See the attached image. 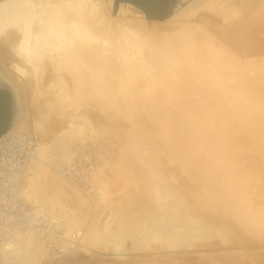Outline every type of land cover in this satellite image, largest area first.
Returning <instances> with one entry per match:
<instances>
[{
  "label": "bare ground",
  "instance_id": "6f19581e",
  "mask_svg": "<svg viewBox=\"0 0 264 264\" xmlns=\"http://www.w3.org/2000/svg\"><path fill=\"white\" fill-rule=\"evenodd\" d=\"M114 11L112 0H0V75L18 105L8 136L46 135L37 153L46 146L51 167L109 120L127 151L128 166L109 157L90 177L101 198L112 183L121 196L106 201L100 235L72 214L88 203L61 173L24 181L31 204L76 229L60 262L264 264V0H192L162 22L130 2ZM27 232L8 241L12 263L41 261V236ZM107 236L109 253L90 246Z\"/></svg>",
  "mask_w": 264,
  "mask_h": 264
},
{
  "label": "rangeland",
  "instance_id": "374dc122",
  "mask_svg": "<svg viewBox=\"0 0 264 264\" xmlns=\"http://www.w3.org/2000/svg\"><path fill=\"white\" fill-rule=\"evenodd\" d=\"M112 1L115 8L113 15H115L119 5L121 4V2H123V0ZM180 1L182 2V5H187L192 0ZM129 2L133 6L141 10L143 13L148 12L150 15L159 17L163 14L168 0H129ZM178 8L179 7H177V10ZM156 21L162 22L163 20L156 19ZM27 107L28 106H26V109ZM13 122L14 121H12L10 126L13 124ZM110 123L111 122L109 120L104 123V131L99 128V132H94L93 134H91L90 137L83 141L80 145H76L77 148L72 146L71 149L73 152L69 157H66L65 159L58 158V160L57 157H55L54 161L59 162H56L58 163L57 165L55 164V166H51L52 168L46 164V162L48 164L49 162L46 161L42 155V153L44 152L43 150L46 146L43 150L41 149V154L37 153V148L40 143L42 144L44 141H46L45 137L48 138L46 135L41 134V136H39L40 134H37L34 131L26 134L22 131L17 130L13 132L12 136H8L7 133L10 126L6 129H1L0 139H3L0 143V215L1 217L6 219H3L4 223L0 224V264H15V262L12 263V255L9 254L11 253V251L8 247V245L10 244L8 241L11 239L12 241L15 240L17 244L21 243L20 236L21 234H24V232H27V228L31 229L27 232L29 235L39 234V236H41V261L33 262L30 264H64V262H60V260L61 258L66 257L65 254H68L66 252L70 251L69 249L75 251V248L73 247L74 241L70 242L71 239H66L69 238V235H67L66 233H69L71 231L70 233L74 234V231H76V229H72L68 232L65 231L64 227L60 224L62 223V219L58 214H52V212H50L42 205L41 208L35 207V205L31 204L30 200L22 193L24 181L28 179V176H30L31 173L33 174V170H42L43 166H45V168L47 167L46 169H48L43 174H50L52 171L56 175H60L61 173L62 177L61 175L60 177L63 178L61 180H64L67 185H72L71 191L74 198L83 200L82 203H88L86 212H83L80 209L72 210L71 212L76 216V218L81 219V221L85 223V225L87 224V227H85V229L89 228L90 230L88 232L90 234H102V229L106 224H108V222H106V219H108L111 213V209H113L111 205L107 203L114 201L119 202L121 196L118 194L119 192H114L117 190L116 186H118V184H116L115 186V183L113 184L111 182L113 186L111 185L112 187L106 190L107 195L104 194L105 198H101L99 192L97 191L98 187H96V185L98 184L94 185V182H96V178L94 179L90 177L94 175L93 173L98 175L101 174L102 170L100 167L102 161L103 159H109V157V161L112 160V158L114 159L113 156H115V160L118 158L117 160L119 162H124L128 166V163L125 161L127 151L124 147L122 148L118 140H115L114 135H116L117 138L119 136L115 134L118 133V131L115 130L118 128ZM109 126L112 127V131H114L115 133L109 130ZM106 129H108L109 131H107ZM53 155L54 154H52V156ZM39 165L41 168L37 167ZM53 167L56 169H54ZM107 168L109 169L113 167L109 166ZM37 171L35 173L38 175ZM105 173L107 176L108 174H110V172L108 174L107 172H103V174ZM110 176H113L112 173ZM111 183H109V185ZM94 188H96V190ZM187 203L189 205L191 204L190 199ZM91 205L95 207L91 209ZM54 207L56 209L60 208L57 204H55ZM87 214L90 215L88 221ZM80 227L81 228H78V232H82L84 224ZM38 228L39 230H36ZM119 235H121V233H119ZM81 236L82 244H84V246H89V244L84 241L85 237H83V235ZM113 241H115V238H113L112 236H107L105 241H102L103 243L101 247H98L97 245L90 246L96 249H100L105 254H107L112 247L111 244L113 243ZM128 243L129 241L126 240V244ZM157 244L160 245V242L158 243L157 241ZM23 249L24 247L21 248V250ZM237 250H240L236 252L237 256L246 258L248 257V253H244L241 251L243 249ZM70 252L67 257L71 256ZM63 253L65 254L63 255ZM257 258L258 257H254V261H256ZM14 260H16V258Z\"/></svg>",
  "mask_w": 264,
  "mask_h": 264
},
{
  "label": "flooded vegetation",
  "instance_id": "af4514ba",
  "mask_svg": "<svg viewBox=\"0 0 264 264\" xmlns=\"http://www.w3.org/2000/svg\"><path fill=\"white\" fill-rule=\"evenodd\" d=\"M1 76V75H0ZM0 128L6 129L12 123V111L18 109L16 94L13 88L8 87L5 79L0 80Z\"/></svg>",
  "mask_w": 264,
  "mask_h": 264
},
{
  "label": "water",
  "instance_id": "95a60500",
  "mask_svg": "<svg viewBox=\"0 0 264 264\" xmlns=\"http://www.w3.org/2000/svg\"><path fill=\"white\" fill-rule=\"evenodd\" d=\"M123 2L127 3L129 2V0H123ZM182 2L180 0H168V3L164 9V12L161 16L157 17V16H153V15H150L148 12H144V15L147 19L149 20H165V19H168L169 17H171L173 14L176 13L177 11V7H181L183 6L181 4ZM3 78V77H2ZM1 76H0V80L2 79ZM5 80H8L6 78H3ZM8 87H11L9 84L7 85ZM0 88H2V85L0 84ZM12 88V87H11ZM17 110L16 108H14V110L12 111V118L15 119V116L17 114ZM12 119V121H13ZM0 131H1V128H0Z\"/></svg>",
  "mask_w": 264,
  "mask_h": 264
},
{
  "label": "built area",
  "instance_id": "2783aa9c",
  "mask_svg": "<svg viewBox=\"0 0 264 264\" xmlns=\"http://www.w3.org/2000/svg\"><path fill=\"white\" fill-rule=\"evenodd\" d=\"M3 219H6V218L1 217V215H0V224H3L4 223L3 222Z\"/></svg>",
  "mask_w": 264,
  "mask_h": 264
}]
</instances>
